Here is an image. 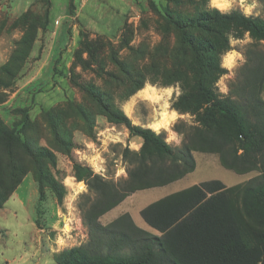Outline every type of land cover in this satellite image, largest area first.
I'll return each instance as SVG.
<instances>
[{"label":"trees","instance_id":"trees-1","mask_svg":"<svg viewBox=\"0 0 264 264\" xmlns=\"http://www.w3.org/2000/svg\"><path fill=\"white\" fill-rule=\"evenodd\" d=\"M38 2L48 6L44 27H38L32 38L17 42L14 55L0 68V93L22 76L39 29H49L51 0ZM30 10L19 18L27 17ZM74 10L71 0L70 13ZM164 17L165 27H172L178 39L173 54L176 72L169 73L173 79L167 83L180 81L190 87L173 108L196 114L197 124H176L174 130L182 142L173 147L163 134L133 126L107 93L82 84L81 89L99 109L93 115L76 108L88 131L93 132L98 117H104L138 137L141 149L124 150L127 178L120 182L75 166L76 180L84 181L88 189L78 207L89 240L58 254L57 264H264V20L216 9L194 18L172 12ZM231 26L248 32L253 43L246 47L245 63L230 84L229 95L219 97L213 85L227 72L220 66V55L229 47L225 33ZM141 88L142 84L134 92ZM5 102L0 100V104ZM59 116L46 113L44 119L62 152L69 155ZM22 124L20 129L10 127L0 117V210L30 172L40 194L48 188L60 201L64 196L63 186L50 170L56 164L54 149L34 144L28 134L30 128L37 131L32 121ZM195 152L216 154L222 167L236 174L257 172L258 176L232 187L219 180L203 182L151 203L140 214L159 235L138 227L128 213L107 225L100 222L132 194L166 186L194 172Z\"/></svg>","mask_w":264,"mask_h":264},{"label":"rangeland","instance_id":"rangeland-1","mask_svg":"<svg viewBox=\"0 0 264 264\" xmlns=\"http://www.w3.org/2000/svg\"><path fill=\"white\" fill-rule=\"evenodd\" d=\"M127 1L133 7L128 12L124 6H118L119 0H104L106 6L117 4L121 22H107L108 25L90 30L80 25L76 10L63 12L65 0H54L52 26L50 22L49 29H39L37 44L30 55L40 58V70L43 65L45 68L23 91L20 89L31 80L25 69L11 88L1 90L0 100L8 101L16 94L12 106L14 121L8 125H18L20 129L23 121L26 125L32 121L37 131L30 128L28 134L34 144L54 149L56 164L50 170L63 186L64 196L60 201L48 188L40 194L33 173L27 175L29 178L18 190L19 196L13 198L15 194H12L0 210V264H57L58 254L86 244L89 233L78 206L88 189L84 181L76 180L75 166L90 168L94 174L120 182L127 178L124 150L139 152L141 149L138 137L132 136L125 126L104 117H98L93 132L88 131L76 108L80 106L93 115L99 109L81 89L82 84H91L107 93L133 126L163 134L168 144L179 147L182 136L175 132L176 124L182 121L196 125L197 116L173 108L190 87L180 81L167 83L173 79L169 73L176 72L177 60L173 59V54L177 51L178 39L172 27H165V13L194 18L216 9L223 14L238 11L264 20V4L259 0ZM29 12L27 17L19 18L10 7L0 9V52L8 56V61L15 53L17 42L24 37L32 38L38 27H44L48 6L37 2ZM58 19L64 29H54ZM225 35L229 47L220 55V66L227 72L213 85L219 97L229 95L230 84L245 63L246 47L253 43L249 33L237 27H229ZM140 84L142 88L134 92ZM145 89L151 91V98L141 95ZM46 113L53 118L60 115L61 135H65L69 155L62 152L63 147L54 140L44 119ZM164 117L170 119V124L154 130V125ZM194 157V172L166 186L132 194L100 222L107 225L128 213L138 227L159 235L140 214L151 203L203 182L219 180L232 187L244 185L258 176L257 172L239 175L223 168L216 154L195 152Z\"/></svg>","mask_w":264,"mask_h":264},{"label":"crops","instance_id":"crops-1","mask_svg":"<svg viewBox=\"0 0 264 264\" xmlns=\"http://www.w3.org/2000/svg\"><path fill=\"white\" fill-rule=\"evenodd\" d=\"M37 2L38 0H0V9L2 8L6 9L7 7H10L13 15L19 17L23 13L31 9ZM70 2L71 0H65L66 10L63 11L65 12V14L70 13ZM119 2H120V5L118 6L120 7L124 6L127 9V12L133 9L132 5L128 3L127 0H119ZM113 3L106 6L104 0H76V1L74 0V6H75L76 13H77L76 18L78 19V21L80 22V25L83 28L90 29V30H93V28H96V27L99 28L102 26V24L108 25L107 22H111V21H115V23L117 22V24H120L121 21L118 19V17L120 16V11L118 7L116 6L117 4L114 3L115 4L114 5ZM53 8H54V0H51V11H50L51 14H52ZM100 12H101V15H98ZM62 17L65 18L66 16L64 15ZM61 19L57 20L54 26V29H59V30L64 29L62 23L60 24ZM51 26H52V18H51ZM35 58L37 60L33 62ZM7 61H8V56H2V53L0 52V68L2 65L7 63ZM28 64L29 66L25 68V74L27 76H30L31 80L20 89L21 91H23L28 85H30L34 81V78L39 76L40 71L45 68V66L43 65L42 69L40 70V67H41L40 65L42 63L40 62V58H37L36 56H31ZM49 69L50 67L47 68V70ZM15 96L16 94H14V96L9 97L8 101H6L5 103L0 104V117L7 124H10L11 122L14 121V115L12 113V106L15 101L14 100ZM28 178L29 176H27L23 180V182L17 188L15 193H13L15 194L13 198L19 196L18 190L21 189V186L26 183ZM30 183H31L30 186H32L33 185L32 182ZM32 188H34V186H32Z\"/></svg>","mask_w":264,"mask_h":264},{"label":"bare ground","instance_id":"bare-ground-1","mask_svg":"<svg viewBox=\"0 0 264 264\" xmlns=\"http://www.w3.org/2000/svg\"><path fill=\"white\" fill-rule=\"evenodd\" d=\"M230 3V2H229ZM229 6V5H228ZM222 7V6H221ZM227 7V6H226ZM222 9V8H221ZM141 95L144 98H151V91L149 89H145ZM170 124V119L164 117L159 123H157L156 125H154V130H158L161 128H165ZM67 228V227H66Z\"/></svg>","mask_w":264,"mask_h":264}]
</instances>
